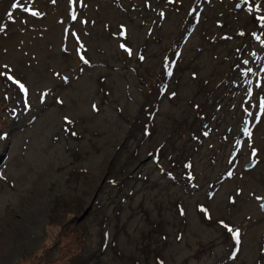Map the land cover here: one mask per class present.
I'll return each instance as SVG.
<instances>
[{
    "label": "rangeland",
    "instance_id": "1",
    "mask_svg": "<svg viewBox=\"0 0 264 264\" xmlns=\"http://www.w3.org/2000/svg\"><path fill=\"white\" fill-rule=\"evenodd\" d=\"M262 16L0 0V264H264Z\"/></svg>",
    "mask_w": 264,
    "mask_h": 264
},
{
    "label": "snow or ice",
    "instance_id": "2",
    "mask_svg": "<svg viewBox=\"0 0 264 264\" xmlns=\"http://www.w3.org/2000/svg\"><path fill=\"white\" fill-rule=\"evenodd\" d=\"M245 2H246V0H245ZM11 6H12L13 8H16V7H17V4H12ZM24 11H25V12H30V14L33 15V16H37V15H39L38 12L31 11V10L28 9V8H24ZM9 15H11V13H9ZM72 19H74V20L76 19L75 15L72 16ZM258 19L261 20V21H264V16L259 17ZM0 31H3V27H2V26H0ZM66 31H67V30H66ZM72 35L75 36L76 34H75V33H72ZM121 35H123V33H121ZM121 47L124 48L125 46H124V45H121ZM129 54H131L130 51H129ZM81 59H83V57H81ZM5 67H6V66H5ZM167 74H168V75H171V72L169 71ZM0 75H4V73H3V72H0ZM8 79L11 80L14 84H17L22 92H26V91H27V89L25 88V86H24L22 83H20L18 80L14 79V78L11 77V76H9ZM260 107H261V109H264V100H261V101H260ZM257 119H259V117H257ZM252 155H253V156L255 155V149H253ZM257 199H262V198L257 197ZM262 207H264V205H262ZM221 223H223V222H221ZM224 226L227 228V230H228L229 232L232 233L234 239H235V238H238V236H239V232H238V230H233L232 228L228 227L227 225H224Z\"/></svg>",
    "mask_w": 264,
    "mask_h": 264
},
{
    "label": "water",
    "instance_id": "3",
    "mask_svg": "<svg viewBox=\"0 0 264 264\" xmlns=\"http://www.w3.org/2000/svg\"><path fill=\"white\" fill-rule=\"evenodd\" d=\"M262 205H264V197L263 199H261V203H260L261 209L264 211V207H262Z\"/></svg>",
    "mask_w": 264,
    "mask_h": 264
},
{
    "label": "trees",
    "instance_id": "4",
    "mask_svg": "<svg viewBox=\"0 0 264 264\" xmlns=\"http://www.w3.org/2000/svg\"><path fill=\"white\" fill-rule=\"evenodd\" d=\"M143 130H144V128H143Z\"/></svg>",
    "mask_w": 264,
    "mask_h": 264
}]
</instances>
